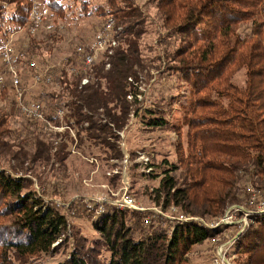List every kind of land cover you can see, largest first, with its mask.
<instances>
[{
  "label": "trees",
  "instance_id": "obj_1",
  "mask_svg": "<svg viewBox=\"0 0 264 264\" xmlns=\"http://www.w3.org/2000/svg\"><path fill=\"white\" fill-rule=\"evenodd\" d=\"M43 1L49 7L45 23H66L62 29L70 20L76 23L105 8L93 0ZM148 1L155 5L158 23L177 31V25H181V31L190 33L195 40L167 54L177 63L173 71L180 72L192 87L193 98L185 120L190 129L187 145L191 152L185 162L186 177L179 186L173 173L180 167L165 162L169 166L163 170L155 201L164 209L174 205L184 214L219 217L228 204L248 203L249 185L264 193V0ZM32 2L0 0V75L4 76L0 82V146L9 147L5 139L18 137V130L12 126L19 117L33 128L28 133L33 134L36 149L40 144L52 149L53 134L44 132L40 122L30 121L22 114L14 98L11 73L3 61L9 36L30 26ZM107 5L115 36L122 34L118 36L122 43L108 60L96 61L83 71L76 47L85 41L77 38L71 51L63 49L58 42L67 35L60 27L49 31L41 27L34 34L27 30L25 46L19 49L14 43L12 60L18 63L21 84L26 89L24 103L42 102L46 117L54 122H58L55 109L65 107V120L76 129V137L114 149L108 136L117 137L114 127L123 128L130 113L127 96L136 88V68L142 67V24L148 16L132 0H124L123 4L107 0ZM7 6L11 7V14L6 17ZM243 22L251 23L245 36L238 30ZM195 26L201 27L199 33L192 31ZM57 49L63 51L59 58L55 54ZM34 59L39 68L55 77L58 87L51 88L42 82L33 85L34 68L30 62ZM73 64L79 67L77 73L68 70ZM241 70L245 71V80L237 84L234 78ZM84 76L89 77L86 84L81 83ZM141 119L150 127H164L168 123L152 107L145 108ZM63 135L57 141L55 154L59 159L60 152L65 153L67 143L72 141L69 132ZM63 210L37 196L28 177L14 175L0 165V217L8 218L0 222V264H36L34 257L38 254L56 252L68 245L72 237L67 235L69 221ZM126 211L108 206L95 217L94 223L109 252L107 258L102 259L100 253L93 252L73 233V247L58 264H188L186 255L191 247L215 235L200 220L167 218L148 225L152 231L135 236L125 223ZM252 220L249 229L237 239V253L244 255L243 264H264V213L253 215Z\"/></svg>",
  "mask_w": 264,
  "mask_h": 264
},
{
  "label": "rangeland",
  "instance_id": "obj_2",
  "mask_svg": "<svg viewBox=\"0 0 264 264\" xmlns=\"http://www.w3.org/2000/svg\"><path fill=\"white\" fill-rule=\"evenodd\" d=\"M117 1L120 4L124 3V0ZM132 1L142 6V11L148 16V20L142 24L145 30L140 46L142 67L136 68L138 70V78L134 79L136 88L127 96L131 108L130 113L123 128L114 127L113 130L117 137L108 136L110 144L115 146L114 149L90 144L86 138L80 140L78 137L71 136L72 141L67 143V151L60 152L62 159L56 158L58 157L55 154L58 150V142L54 141L52 149H47L44 144H40L36 149L32 142L34 136L28 133V130H33V128L19 117H17L19 121L12 126L18 130V137L5 139L9 147L0 146V165L14 175L28 177L31 189L35 191L36 195L42 198L45 203L63 208V212L68 217L67 235L72 237L68 240V245H62L56 252L38 254L37 257H34V262L36 264L62 262L67 251L73 247V233L82 239L93 252L100 253L102 259L107 258L109 252L103 245L104 238L96 228L94 220L108 206L114 205L109 202L97 203L94 198L115 200L126 192L134 197L137 205L136 208H120L124 211L130 210L126 211L125 223L133 229L131 234L143 236L152 231L148 225L152 222H164V219L167 218L170 220L194 218L205 224H211L215 235L191 247L186 255L188 264H215L218 249L224 250V248L231 264H243L244 255L242 252L237 253L238 241L233 240L234 236L231 234L237 228L228 222L227 216L231 214V211L233 212L234 205L245 206L244 203L228 204L224 214L219 217H210L208 215L184 214L174 205L164 209L161 204L155 201L156 190L160 186L163 170L165 166H169L165 162H172L180 167L179 171L173 173L179 186L182 185L186 177L185 162L191 152L187 145L190 129L185 120L186 110H189L188 105L193 98L192 87L190 82L181 77L180 72L173 71L172 67L177 63L170 60L167 54L173 49L175 50L177 46L189 45L195 40L193 41L194 36L190 33L181 31L183 30L181 25L176 27L180 32L175 27L172 29L171 26L165 27L158 23L154 17L156 9L152 1ZM93 2L105 8L102 7L100 11L96 12V15L82 18L76 23L70 20L69 25L64 29L62 26H66V23L56 25L62 32L65 30L67 35L62 41L59 40L58 44H63V49L67 48L71 51L73 48L71 45L75 39L81 38L87 42L86 40L89 41L97 35L95 31L98 28L103 32L108 29L107 24L111 23L112 33L109 29L106 31L109 32L106 35L109 38L106 42V50H99V57L96 61L108 60L109 56L114 54L116 47L122 43L118 41V36L121 37L122 34L119 33L115 36L116 31L113 32L114 21L107 14V0H93ZM42 3L46 6L43 0ZM45 8L49 11V7ZM8 14H11L10 6H7L6 17ZM69 14V16H73L71 13ZM95 24L99 25L93 29ZM31 25L30 22V26L25 28L26 25L22 30L19 29L9 36L12 44L15 43V47L18 46L17 48L22 49L25 46L28 38L27 30L34 34ZM250 26V22H243L239 25L238 30L245 36L249 33ZM200 28L195 26L192 31L199 33ZM55 54L59 58L63 55V51L57 49ZM1 63L2 58H0V69ZM244 80L245 71L241 70L236 74L234 81L237 84H242ZM33 85L37 86L36 83ZM1 104L0 99V106ZM146 107L156 109L158 115L164 116L168 120L167 125L164 127L146 125L141 119V113L145 111ZM74 131L76 132L75 128ZM24 141L29 143L23 144ZM100 206H103V209H100ZM5 220L8 218L0 217V222ZM253 222V220L248 221V225H244V230L247 231Z\"/></svg>",
  "mask_w": 264,
  "mask_h": 264
},
{
  "label": "built area",
  "instance_id": "obj_3",
  "mask_svg": "<svg viewBox=\"0 0 264 264\" xmlns=\"http://www.w3.org/2000/svg\"><path fill=\"white\" fill-rule=\"evenodd\" d=\"M42 0H33L32 8L29 14V20L32 23V32H37L41 27H44L46 30H54L56 27L54 22L45 23V18L49 11L45 8ZM108 29L111 32L110 27H112L111 23H108ZM108 29H105L103 32L98 28L95 33L97 35L84 44L78 45L76 47L77 54L79 55V59L81 60L79 66L83 68V71H86L88 67H90L94 62H96L99 57V50H106V42L108 41V37L106 36L109 32ZM113 28V32H114ZM112 33V32H111ZM113 35V34H112ZM113 39H115L113 37ZM89 47V49H87ZM89 50V52H86ZM14 52V45L12 44V40L10 39L4 46L3 52V61L6 64V67L11 73L12 84L14 86V98L17 102L18 106L21 108V112L24 116L27 117L30 121H38L43 126V131L46 133L53 134L54 140L59 141L64 138V133L69 131L70 135L74 138L76 137V132L74 128L69 125L66 120L67 109L65 107H57L54 111V116L57 118L58 122H54L53 120L46 117L44 111V104L40 101H35L33 103L27 104L24 103V93L25 87L21 84V78L19 74V66L18 63L12 60V53ZM84 57L82 59V55ZM32 68H34V72L32 73V78L35 83H45L51 88L58 87V82L55 80V77L51 74H46L42 68H39L40 65L36 62V60H32L30 62ZM68 70L71 73H77L79 71V67L76 65H71L68 67ZM3 75H0V82L3 80ZM89 82V77L84 76L82 78L81 83L86 84ZM248 191L250 193L248 203L244 205H234L232 207L233 212L227 216V220L230 224H234L236 226V231L231 233L234 238L233 240H237L240 234L244 233V225L247 224L248 221L252 220V216L255 214L264 213V193L262 190L250 185L248 187ZM252 195V196H251ZM97 203H105L109 202L112 205L121 208V207H130L136 208V202L134 197L131 194L124 193L122 196L115 200H109L105 198H94ZM100 209H103V206H100ZM194 218H184L179 220H188ZM227 222V223H228ZM212 227L211 224H206ZM248 225V224H247ZM215 264H231L227 258V251L225 252V248L218 249L217 258L215 260Z\"/></svg>",
  "mask_w": 264,
  "mask_h": 264
}]
</instances>
